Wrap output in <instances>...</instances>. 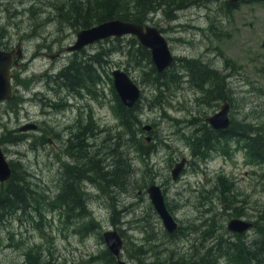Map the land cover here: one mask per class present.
Returning <instances> with one entry per match:
<instances>
[{
	"label": "rangeland",
	"instance_id": "rangeland-1",
	"mask_svg": "<svg viewBox=\"0 0 264 264\" xmlns=\"http://www.w3.org/2000/svg\"><path fill=\"white\" fill-rule=\"evenodd\" d=\"M75 1L80 2L0 0V44L8 50L20 44L24 50L14 69L16 97L0 103V146L19 175L26 171L31 181L28 205L0 217V264H118L113 254L112 261L104 258L110 251L104 233L110 230L123 239L120 259L126 264H233L227 252L219 251L217 239L222 237L228 240L226 249L244 246L230 248L237 259L258 244L255 256L264 264V162L249 155L248 138L226 136L207 153L188 139L211 128L207 118L226 101L233 129L249 124L251 133L264 136V1L231 5L229 0H204L179 10L177 20L155 14L149 24L162 31L175 56L162 86L150 83L153 75L145 74L156 69L153 61L141 60L140 65L124 52L135 36L69 51L81 28L67 27L70 17L62 11ZM102 49L105 61L95 65L108 63L101 75L96 71L102 78L98 82L76 89L66 78V83L50 78L75 54L82 60ZM188 60L218 73L200 89ZM115 68L128 72L142 88L132 124L136 135L120 126ZM32 123L38 127L21 130ZM148 125L151 130L144 129ZM131 135L142 150L129 144ZM183 158L187 163L174 179L172 170ZM96 159L112 170L107 168V179L96 178ZM87 165L94 171L87 172ZM71 183L75 189L70 196L87 192L85 205L77 202L70 208L57 202V194ZM152 184L163 189L179 223L176 233L166 230L152 204L147 191ZM86 209L92 214L81 213ZM237 218L254 225L243 233L229 230ZM92 219L94 228L88 222ZM137 243L144 245L140 255Z\"/></svg>",
	"mask_w": 264,
	"mask_h": 264
},
{
	"label": "trees",
	"instance_id": "trees-1",
	"mask_svg": "<svg viewBox=\"0 0 264 264\" xmlns=\"http://www.w3.org/2000/svg\"><path fill=\"white\" fill-rule=\"evenodd\" d=\"M78 1L80 2L75 1L73 5H71L70 9L66 11H62L64 15H67V17H70L68 19L70 20V23L72 25L77 27L76 29L90 28L94 25H99L105 21L114 20V19H123V20L130 21V22H137V23L144 24L147 22H152L155 14H157L158 12L162 15L169 17L170 19H175L177 17V13L179 10H184L193 5L195 6L196 4H199L203 2L204 0H84V1L78 0ZM56 9L58 10V7ZM125 47L127 49H125L124 52H126L127 54L129 53L130 55L135 57L136 63H139L141 65L142 63L141 60H145V59L148 60L150 63H152L150 50L140 45L137 39H135L134 42H131V45L129 46L126 45ZM105 52L107 51L102 49L100 53L99 52L95 53L97 54L96 61H94L95 64L102 65V63L105 61L104 58L107 56ZM136 58H139V59H136ZM74 62L76 63V65L77 64L84 65L86 63L84 70H85V73H87V78H86L87 83H85L84 85H86L87 87L89 86L88 85L89 82H98V79H101L99 75L95 74L96 73L94 72L95 69L93 68V65H91V63L85 62L79 59H75ZM106 65L105 67H101L102 70L99 71L100 75L102 71L105 72ZM71 66L74 67L75 65L69 64L67 67L62 69L61 72L59 73V77L63 78L64 83H66L65 70ZM187 66H188L189 71L191 72L192 77L195 78V80H197V86L200 89H203L204 85L208 82L209 78L212 77V75H209L208 71L203 72L204 75L200 74L202 70L201 68L198 69L199 64L195 60L188 61ZM96 67L99 68L98 66ZM92 71L93 73L91 74ZM173 73H174L173 76H175V72ZM93 74H94V80L92 78ZM145 74H147V76L153 75V77L149 79L151 80L150 83H157L159 84V86L160 85L162 86L165 84L164 79L166 77L167 70L163 73H159L153 67L150 72L145 71ZM205 75H207L208 78L205 77ZM66 79L69 80L70 78L69 79L66 78ZM84 85H80L79 81H77L76 83L70 82V86L75 87L76 89H79L80 87ZM113 90L115 92L116 101H117V112H118V116L120 119V126L123 129H126L130 134L132 133L136 135L135 133L132 132V124H133V120H137V115H135L134 113L136 112L138 108V104L134 108H127L121 102L114 88ZM215 91L213 89H207L208 93H213ZM248 125L249 124H242V125L240 124L239 128L233 129L232 127L228 129V131H224V130L218 131V130H213L211 128H206L203 130V133H195L192 136H189L188 139L194 145H198L199 147H202V148L205 147L206 151H204V153H207L208 151H211V148L213 147V145L217 143V141L220 142V140L225 137V134H228L229 137L237 136V137H242V139L248 138V140L246 139V141L248 142V146H249L248 147L249 155L253 154L254 160L258 159L257 161L264 162V136L260 132L254 133V134L251 133L250 125L249 126ZM119 134H121V132H119ZM77 138L79 139L80 137L77 136ZM128 138H131V140H127L129 141V144L133 141L136 147L142 150L141 145L137 144L134 141V137L132 135L129 136ZM13 141H17V139H14ZM118 143L122 144V141ZM193 144L191 145L193 146ZM77 147L79 146L77 145ZM98 161L99 163H96V162L94 163V161L92 162L94 164L95 170H97L99 174V176H97L96 178L97 179H107L105 176L106 171L108 169L110 171L112 170L108 166L102 167V165H100V160ZM14 165L15 164H11L12 170H13L11 178L6 182H3V183L1 182L0 217H2V213L5 211L10 212L12 210L27 206L29 199H30L29 182L31 181L27 179L26 171L22 172L23 175H19V173L17 172V169L13 167ZM94 167H92L91 171H94ZM89 171H90V166L87 165V172ZM94 182L96 184V179ZM74 189H75V186L73 183L67 184L66 188L64 189L65 191L61 190L57 194V202H59L60 206H64L65 204H68L70 208H74L72 203L75 204L77 202H81L83 205H85V202H82V197H85L87 192L83 191L77 197L70 196V191L72 192V194H74ZM84 212L86 211L85 210L81 211V213H84ZM88 222L92 228H94V226L96 225L94 219ZM227 241L228 240H226L223 237L219 238L217 239V246L219 248V251H223L224 254H226L227 252L230 255L231 260H233L232 261L233 264H262V260H259L258 257L255 256V249L256 247H258V244H256L254 248H252L253 245L248 246L247 249L244 251V253L247 251V255L251 253V256H247L246 254H243L242 256L240 255L239 258L237 259L231 256L230 248L238 251L242 249L244 246L237 243L234 245H230L226 249L225 243ZM136 250L138 251L137 254L139 253L140 255L141 251H144V245H140L137 243ZM174 253L175 252L171 250V254H174ZM111 254L112 253L110 251L105 252L104 255L106 256L104 258L110 259L111 261L114 260V257ZM143 262L145 264H156L154 262L152 263L146 262L145 260ZM177 263L178 261H174V264H177ZM30 264H39V263L30 262Z\"/></svg>",
	"mask_w": 264,
	"mask_h": 264
},
{
	"label": "water",
	"instance_id": "water-1",
	"mask_svg": "<svg viewBox=\"0 0 264 264\" xmlns=\"http://www.w3.org/2000/svg\"><path fill=\"white\" fill-rule=\"evenodd\" d=\"M245 0H229L231 5H236ZM264 1V0H261ZM126 35H134L152 52V59L156 65L157 70L162 73L170 67L175 58L171 50L168 39L161 32V30L152 24H140L136 22L125 21L121 19H114L105 21L95 27L82 29L77 33V40L73 46L69 48L70 51H80L88 45L94 44L97 41L112 37H123ZM22 45H18L15 49H4L0 44V103L11 99L14 96L13 86V68L14 64L23 56ZM17 56V59H15ZM114 86L122 101L128 107L133 108L142 97L141 87L134 81V79L124 70L115 69L113 71ZM230 104L226 102L220 111L208 117L209 123L215 129H226L230 126L229 118ZM36 124H28L21 128V130L36 129ZM146 130H151L152 126H145ZM150 140V138H147ZM186 163L183 159L177 163L173 169V177L177 179L182 172ZM13 170L10 161L8 160L2 146H0V182L8 181L12 176ZM148 192L154 207L160 214L165 227L171 233L178 228V223L174 216L167 208L164 195L160 186L153 184L148 188ZM252 226V223L243 219H232L228 228L234 232L243 233ZM105 240L109 246L110 251L117 256L119 264H126L120 259V254L123 247V239L117 230L107 231L104 233Z\"/></svg>",
	"mask_w": 264,
	"mask_h": 264
},
{
	"label": "flooded vegetation",
	"instance_id": "flooded-vegetation-1",
	"mask_svg": "<svg viewBox=\"0 0 264 264\" xmlns=\"http://www.w3.org/2000/svg\"><path fill=\"white\" fill-rule=\"evenodd\" d=\"M52 5H53V3H51ZM57 4H59V3H57ZM55 5V4H54ZM54 10H57L56 8V6H54ZM55 19H53L52 21H54ZM67 24H68V26L67 27H70V28H77L76 26H74V25H72L71 23H70V20L68 19V20H66L65 21ZM72 46V45H71ZM70 46V47H71ZM69 47V48H70ZM101 50V49H100ZM100 50H99V53H100ZM72 53H76V51H71ZM76 55V54H75ZM75 55L71 58V59H73V60H71L70 61V63L71 64H73V65H76V63L74 62V60L75 59H77V58H75ZM96 55L97 54H95V55H91V56H88L87 58H83L82 60L83 61H85V59L89 62V63H91V65H93V68L95 69V71L94 72H96V71H99V68L101 69V66H99V68H97L96 67V65H95V63H94V61H96ZM75 58V59H74ZM89 59V60H88ZM92 60V61H91ZM86 62V61H85ZM187 62V61H186ZM93 63V64H92ZM19 64H20V62H19ZM86 64V63H85ZM199 64V63H198ZM78 66H79V70H74L73 69V67L71 66V67H69V68H67L66 70H65V76H66V78H70L69 80H70V82H72V83H76L77 81H79V83H80V85H84L85 83H86V78H87V73L85 74V70L83 69V64H77ZM199 68H202V69H204V71L205 72H207V67H205V66H202L201 64H199V66H198V69ZM92 73V72H91ZM208 74L209 75H214V74H216V70L215 69H212V71L210 72V70H208ZM193 78V77H192ZM194 79V78H193ZM79 85V84H78ZM206 85V84H205ZM204 85V86H205ZM80 87V86H79ZM224 131H228V130H224ZM226 135H228V134H225V136ZM82 156H80V158H81ZM109 167V166H108ZM86 169H87V167H86Z\"/></svg>",
	"mask_w": 264,
	"mask_h": 264
},
{
	"label": "bare ground",
	"instance_id": "bare-ground-1",
	"mask_svg": "<svg viewBox=\"0 0 264 264\" xmlns=\"http://www.w3.org/2000/svg\"><path fill=\"white\" fill-rule=\"evenodd\" d=\"M192 7V6H191ZM188 8H190V7H188ZM188 8H186V9H188ZM185 10V9H184ZM116 20V19H115ZM175 20H177V19H175ZM95 26H97V25H94V26H92V27H95ZM91 28V27H90ZM82 29H87V28H81V30ZM107 39H110V38H107ZM104 40H106V39H104ZM100 41H103V40H100ZM97 42H99V41H97ZM97 42H95V43H97ZM94 43V44H95ZM172 50V49H171ZM70 51V50H69ZM89 60V59H88ZM92 61V60H91ZM188 61H191V60H188ZM187 61V62H188ZM102 70V69H101ZM100 69H99V71H101ZM115 70V69H114ZM201 70H202V72H205L202 68H201ZM207 71H208V68H207ZM216 73H218L217 71H216ZM112 75H113V71H112ZM50 78H53L52 79V81L56 78V76L54 75V73H52L51 75H50ZM102 79V78H101ZM86 80V79H85ZM94 80V79H93ZM87 83V82H86ZM13 97H16V88L14 87V96ZM37 125V124H36ZM37 127H38V125H37ZM96 130V129H95ZM89 134V133H88ZM8 158V157H7ZM84 190V189H83ZM85 191V190H84ZM90 210V209H89ZM86 212H88V213H90V214H92V211L90 210V211H87V209L85 210ZM118 259V258H117Z\"/></svg>",
	"mask_w": 264,
	"mask_h": 264
}]
</instances>
